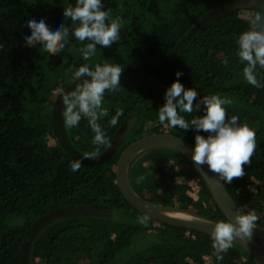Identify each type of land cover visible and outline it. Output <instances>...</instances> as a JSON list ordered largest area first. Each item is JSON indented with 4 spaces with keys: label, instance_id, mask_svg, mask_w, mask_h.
<instances>
[{
    "label": "trees",
    "instance_id": "16d2710c",
    "mask_svg": "<svg viewBox=\"0 0 264 264\" xmlns=\"http://www.w3.org/2000/svg\"><path fill=\"white\" fill-rule=\"evenodd\" d=\"M232 1L104 0L110 18L121 19V38L111 48L98 46L96 55L84 61L78 51L83 45L71 33L60 54L26 47L23 39L31 34L26 23L32 18H44L49 24L63 20L70 26L62 9L74 0H0V264H21L25 234L38 218L81 204L107 207L112 214L52 222L33 241V264H257L238 244L233 243L217 261L207 234L151 218L140 223L143 215L117 185L115 159L102 164L82 162L76 172L69 166L77 160L73 151L86 155L105 151L133 116L137 119L117 155L128 139L144 133L168 132L194 143L192 128L183 132L158 120L165 90L179 70L185 87L231 100L225 105L226 118L238 115L255 130L257 147L251 163L242 166L245 175L225 186L237 207L244 205L264 215V88L243 79V65L235 55V37L248 28L242 11L253 7L231 10L188 42L183 40L208 12ZM105 61L119 63L123 71L121 89L106 92L104 106L110 115L116 109L123 114L111 128L105 118L102 123L110 143L96 147L85 120L78 128L62 126L56 131L53 106L81 64ZM42 68L52 73L51 78L34 81V73ZM261 73L264 76V70ZM196 114L202 113L194 110L192 115ZM69 145L73 150H66ZM136 162L131 180L142 197L191 209L213 221L226 218L199 171L183 154L151 150ZM140 175L145 180L138 184ZM257 223L264 224V218ZM139 235L148 241L146 247L124 257Z\"/></svg>",
    "mask_w": 264,
    "mask_h": 264
},
{
    "label": "clouds",
    "instance_id": "9594fccd",
    "mask_svg": "<svg viewBox=\"0 0 264 264\" xmlns=\"http://www.w3.org/2000/svg\"><path fill=\"white\" fill-rule=\"evenodd\" d=\"M62 16L70 19L66 26L63 20L49 24L44 18L37 21L29 19L26 27L30 35L23 37L25 46L37 48L43 52L60 54L71 36L83 47L78 51L84 61L96 55L98 46L111 48L120 40L122 23L120 17L110 18L105 9L104 0H74V4L62 9ZM248 28L235 37L236 57L242 68L243 79L256 88H264V0H256L253 10L246 15ZM99 47V48H100ZM227 64V60L223 61ZM123 68L119 63L81 64L71 75L69 87L61 89L59 98L63 105L61 119L65 129L79 127L81 120L87 122L93 136L91 144L96 147L110 143L107 128L115 127L122 116V109H116L110 115L104 106L105 93H115L121 89L120 76ZM182 73L177 70L176 79L166 88L164 103L158 108V120L167 123L170 128L195 132L190 159L196 168L207 165L220 182L231 184L234 178L245 175L244 165L251 163L257 147L256 132L248 122L238 115H227L225 105L231 100L218 93L203 95L196 99L198 92L192 87H185L180 82ZM195 101V102H194ZM196 114L192 115L193 111ZM190 117V118H186ZM204 132L206 135H201ZM80 160L70 162V169L76 172L81 167ZM145 180L144 175L137 177V183ZM149 217L144 215L140 223ZM260 217L255 209L240 205L232 219H217L211 229V247L217 261L223 259L236 238L250 240L253 229Z\"/></svg>",
    "mask_w": 264,
    "mask_h": 264
},
{
    "label": "water",
    "instance_id": "95a60500",
    "mask_svg": "<svg viewBox=\"0 0 264 264\" xmlns=\"http://www.w3.org/2000/svg\"><path fill=\"white\" fill-rule=\"evenodd\" d=\"M256 4V0H234L225 5H221L206 14L200 19L190 30V32L183 39L184 42H188L192 37L197 35L202 29L207 27L217 17L238 8H250ZM70 86V85H69ZM67 86L66 88H68ZM64 88V89H66ZM204 94H198L196 99H199ZM195 102V101H194ZM63 107L59 95L53 106V122L55 124L56 131H61L63 121L61 119V108ZM137 116H133L127 120V127L123 133L115 136L111 145L100 154L86 155L82 152L73 151V159H78L81 162H89L94 164H102L110 160L114 155L117 157V164L115 169V176L117 185L121 191L123 197L127 202L140 214L147 215L149 218L174 227L186 228L194 231H199L210 236L212 226L215 221L209 219L191 209H184L173 205H165L157 203L142 197L136 189L133 187L130 179V169L136 159L142 154L151 150H172L183 154L190 162V154L193 147L192 142L189 140L174 135L168 132L152 133L128 144L123 148L121 153L117 150L125 139L129 136ZM73 150V147L69 145V149ZM195 166V165H194ZM196 167V166H195ZM200 175L203 177L206 185L208 186L213 198L217 205L220 207L224 216L228 219H232V215L235 212L237 205L234 202L232 196L227 190L225 184L220 182L215 173L208 170L207 165L200 166V169L196 168ZM111 210L105 207H95L93 205H75L73 207H64L58 210L50 211L40 218H38L25 234L23 246L21 249V264H33L30 261V255L32 250V244L34 239L54 221H58L68 217L78 216H107L110 215ZM172 213L189 214L190 218H182L173 216ZM260 218H264V215H259ZM244 248H246L254 257L257 264H264V224L257 223V227L253 229V237L250 240H240L236 238L233 242Z\"/></svg>",
    "mask_w": 264,
    "mask_h": 264
},
{
    "label": "rangeland",
    "instance_id": "374dc122",
    "mask_svg": "<svg viewBox=\"0 0 264 264\" xmlns=\"http://www.w3.org/2000/svg\"><path fill=\"white\" fill-rule=\"evenodd\" d=\"M248 12H249V10L242 11L243 16H246ZM34 74H35L34 75V81L35 80L38 81L39 79H41V80H43V79L49 80L51 78L50 76L52 75V73L50 71H48L46 68L39 69ZM54 76H55V74H54ZM144 134H146V133H144ZM144 134H142V136H144ZM134 137H137L136 139H139L138 137H140V135H135ZM51 143H53V140L51 141ZM116 159H115V162L117 164V160ZM137 160L138 159H136V161ZM136 161L134 162V164L132 165V167L130 169V179H131V174H132L133 170L137 167V162ZM116 164H115V169H116ZM131 183H132V180H131ZM132 185H133V183H132ZM133 187H134V185H133ZM60 220H62V219H60ZM142 238H145V237L143 235H139L136 238V240L134 241V243L131 246V248L128 249V250L126 249V251L123 253L124 257H127L128 255L133 254L135 251H140V250H142L143 248L146 247L148 241L146 239H142ZM96 254H97V252H96Z\"/></svg>",
    "mask_w": 264,
    "mask_h": 264
},
{
    "label": "flooded vegetation",
    "instance_id": "af4514ba",
    "mask_svg": "<svg viewBox=\"0 0 264 264\" xmlns=\"http://www.w3.org/2000/svg\"><path fill=\"white\" fill-rule=\"evenodd\" d=\"M149 134H152V133H146V134H144V136H146V135H149ZM141 137H143V136H141ZM139 138V137H138ZM134 141V136H133V138L131 139L130 138V141H129V139H128V142H127V144H130V142H133ZM118 151V150H117ZM114 159H116V155H114L110 160H114ZM117 160V159H116ZM109 161V160H108ZM91 205V204H90ZM105 208H107V207H105ZM107 209H109V208H107ZM109 210H111V209H109ZM111 212H112V210H111ZM112 214V213H111ZM110 214V215H111ZM108 216V215H107Z\"/></svg>",
    "mask_w": 264,
    "mask_h": 264
},
{
    "label": "bare ground",
    "instance_id": "6f19581e",
    "mask_svg": "<svg viewBox=\"0 0 264 264\" xmlns=\"http://www.w3.org/2000/svg\"><path fill=\"white\" fill-rule=\"evenodd\" d=\"M173 216L182 217V218H190L189 214H182V213H172Z\"/></svg>",
    "mask_w": 264,
    "mask_h": 264
}]
</instances>
